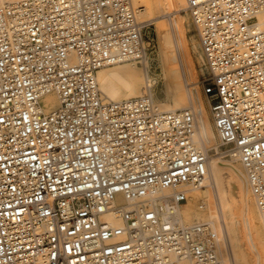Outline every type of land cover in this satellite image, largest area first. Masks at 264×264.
I'll use <instances>...</instances> for the list:
<instances>
[{"label": "built area", "instance_id": "obj_1", "mask_svg": "<svg viewBox=\"0 0 264 264\" xmlns=\"http://www.w3.org/2000/svg\"><path fill=\"white\" fill-rule=\"evenodd\" d=\"M134 1L0 0V264H226L215 221L165 210L209 179L196 111L161 110L150 67L142 96L99 88V69L147 59ZM186 2L264 219V0Z\"/></svg>", "mask_w": 264, "mask_h": 264}, {"label": "bare ground", "instance_id": "obj_2", "mask_svg": "<svg viewBox=\"0 0 264 264\" xmlns=\"http://www.w3.org/2000/svg\"><path fill=\"white\" fill-rule=\"evenodd\" d=\"M157 1H134L138 20L139 16L143 17L142 20H139L140 22L153 18L152 11ZM172 1L178 2L187 9L186 0ZM176 6L178 5L176 4ZM164 19L168 21L163 20L165 22L161 21L157 26L161 38L160 60L163 72L162 77L167 86L168 95L166 99H158L159 107L163 111L186 107L193 108L199 121L198 139L207 150H210L215 145V139L212 134L213 130L209 126V123H207L209 119H212L210 108L207 100L196 92L194 93L190 87L185 57L182 54V46L177 36V27L172 18L166 16ZM191 44L194 51L198 49L195 40ZM144 46L147 48L145 41ZM201 56H204L202 51ZM136 64L138 63L135 61H127L99 69L97 80L99 88L106 98L123 100L139 97L146 93L147 73L150 67L148 53L146 61H143L142 71L139 70ZM45 100L50 108H56L59 105L58 99L54 94L47 95ZM230 155L233 159H238L237 150H232ZM209 157L210 175L208 181L201 187L191 188L187 202L174 207L173 210L165 206L166 214L171 215L174 212L175 219L183 223L204 220L215 221L221 237L219 252L226 264H253L252 257L254 255L251 256L252 253H250L249 245L254 243L264 250V234L257 225L254 209L258 211L263 225L264 219L260 215L255 200V204L252 203L255 205V208L251 204V200L254 197L244 167L242 165L246 182H248V188L241 181V177L243 176H239L236 168L228 167L226 162L222 160V156L213 154ZM240 211L243 215V223L246 229L238 222ZM110 221L116 222L112 218ZM253 250L252 252L255 251Z\"/></svg>", "mask_w": 264, "mask_h": 264}, {"label": "rangeland", "instance_id": "obj_3", "mask_svg": "<svg viewBox=\"0 0 264 264\" xmlns=\"http://www.w3.org/2000/svg\"><path fill=\"white\" fill-rule=\"evenodd\" d=\"M176 4L180 7L176 6ZM152 12H153V15H152L153 18L145 22H141V24L143 25V29H142L143 40L145 41V45L147 46V53L150 57V72L149 73L150 75H158V77L161 78L158 84V87H157L158 98L166 99L168 95L167 86L164 83V79L162 77L163 72H162V66H161V60H160L161 59V38L159 34V29L157 26L161 21L166 20L164 18L167 16L168 18H172V20L174 21L177 27V36L182 46V54L185 57V63L187 65L189 85L193 89L194 93L196 92L198 95H201L205 100H207L203 92V88L205 85L203 83V80L205 77H208V70L206 68L205 58L204 56H201L202 49H201L200 41L198 38V32L192 21L190 11L188 9H185L184 6L179 4L178 2H174L172 0H158L156 4L154 5ZM165 13H167L168 15ZM161 14L165 16L163 17ZM142 19L143 17L141 18L139 16V20H142ZM169 21L171 22V20ZM193 40H195V42L197 43V47H198V49L195 51L191 44ZM191 56H192V61H191ZM136 65L137 67H139V70L143 69V67L140 64H136ZM204 119H206V117H204ZM207 123H209V126L213 130L212 134H213V138L215 139L214 147L209 150L210 155L216 154L220 157L222 156V160L226 162V165L228 167L236 168V171L238 172L239 176L240 177L243 176L241 177V181L243 185L248 188V182H246L247 180H246L241 162L238 159L236 160L233 159V157L230 155V153H232V150H236V149L231 144H226L221 141L218 133L216 132L212 119L211 120L209 119ZM252 203H254V199L251 200V204ZM254 204L252 205L255 208ZM254 210H255V216L257 219V225L259 226V228H261L260 230H262V233L264 234L263 222L259 216L258 211L256 209ZM238 222L240 225L244 227V229H246V226L243 223V215L241 211L239 214ZM249 250H250V253H252L251 256L254 255L252 257L253 264H264V258H263L264 250L262 249V247L260 248V246H257L254 243H251L249 245ZM252 250L254 252H252ZM258 255L260 256L258 257Z\"/></svg>", "mask_w": 264, "mask_h": 264}]
</instances>
